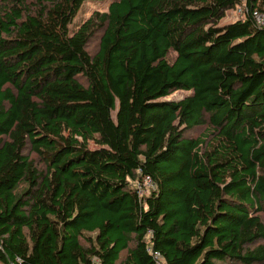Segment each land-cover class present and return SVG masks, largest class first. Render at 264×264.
Here are the masks:
<instances>
[{
	"label": "trees",
	"instance_id": "16d2710c",
	"mask_svg": "<svg viewBox=\"0 0 264 264\" xmlns=\"http://www.w3.org/2000/svg\"><path fill=\"white\" fill-rule=\"evenodd\" d=\"M240 3L0 0V264H264V0L220 24Z\"/></svg>",
	"mask_w": 264,
	"mask_h": 264
},
{
	"label": "rangeland",
	"instance_id": "374dc122",
	"mask_svg": "<svg viewBox=\"0 0 264 264\" xmlns=\"http://www.w3.org/2000/svg\"><path fill=\"white\" fill-rule=\"evenodd\" d=\"M109 5V2L104 1V2H86L84 3V5L82 6V8L79 10V13L77 15V17L75 18V21L73 23V28H75L77 26L78 21L83 20L85 21L86 19H88L90 16H92L96 11L98 12H104L107 11V7ZM227 12V13H226ZM243 12V11H241ZM243 16H235V11L234 10H226L225 11V16L219 21L220 24H224V23H229L233 20H236L238 18H242ZM103 30L101 28L96 29L94 34L90 37L88 43H87V50L90 54H94L97 49H98V45H99V41H100V36L102 34ZM174 54L171 53L170 56H173ZM185 94H187L186 91H182V90H178V91H174L172 92L169 96L165 97L164 99H173V100H177L181 97H183ZM207 123L198 125V126H194L188 130L185 131V137H196L199 134H201L203 132V130L205 129ZM90 146L93 147L94 144L91 142ZM25 154L29 156L30 159H32L34 161V165L36 166V168L39 171H44L45 170V164L44 162L39 158V156L31 150L30 147L27 146V148L25 149ZM143 194L145 196L149 195V188H148V184H145V188L143 189ZM83 243H85L82 240ZM264 242V241H262ZM260 242V243H262ZM122 257L125 255V251H123L121 253ZM98 261V260H96ZM95 264H97V262H95Z\"/></svg>",
	"mask_w": 264,
	"mask_h": 264
},
{
	"label": "built area",
	"instance_id": "2783aa9c",
	"mask_svg": "<svg viewBox=\"0 0 264 264\" xmlns=\"http://www.w3.org/2000/svg\"><path fill=\"white\" fill-rule=\"evenodd\" d=\"M241 3L237 5L235 8L232 10L235 11V16H244L247 13V8L245 5L246 0H240ZM243 11V12H241ZM252 15L254 16L256 22L258 24L264 25V11H259L257 9H254L252 11ZM146 184L150 185V178L146 179ZM148 251L154 256L156 260V264H164V257L157 251H152L151 248H148Z\"/></svg>",
	"mask_w": 264,
	"mask_h": 264
},
{
	"label": "clouds",
	"instance_id": "9594fccd",
	"mask_svg": "<svg viewBox=\"0 0 264 264\" xmlns=\"http://www.w3.org/2000/svg\"><path fill=\"white\" fill-rule=\"evenodd\" d=\"M233 9V8H232ZM231 10V9H230ZM229 11V10H228ZM227 13V12H226Z\"/></svg>",
	"mask_w": 264,
	"mask_h": 264
}]
</instances>
